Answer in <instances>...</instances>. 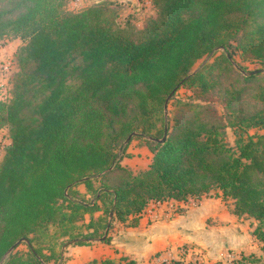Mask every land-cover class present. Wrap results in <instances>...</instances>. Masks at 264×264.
<instances>
[{"label": "trees", "instance_id": "obj_1", "mask_svg": "<svg viewBox=\"0 0 264 264\" xmlns=\"http://www.w3.org/2000/svg\"><path fill=\"white\" fill-rule=\"evenodd\" d=\"M152 3L156 16L139 30L117 24L107 2L73 12L67 0H0V46L21 41L8 96L0 99V129L11 140L0 163V264H58L59 244L108 241L110 221L135 220L150 202L210 193L256 221L251 234L264 253V132H249L264 130V82L254 85L264 72L244 76L227 57L234 61L238 52L264 65V0ZM218 47L212 62L195 69ZM233 75L224 90L227 125L208 121L198 102L176 100L180 88L202 100ZM176 87L167 107L175 101L182 113L175 111L170 128L164 104ZM251 89L260 107L234 108ZM226 126L234 145L224 140ZM132 133L152 153L137 174L118 158ZM21 238L29 244L5 257ZM262 259L241 253L233 264Z\"/></svg>", "mask_w": 264, "mask_h": 264}, {"label": "crops", "instance_id": "obj_2", "mask_svg": "<svg viewBox=\"0 0 264 264\" xmlns=\"http://www.w3.org/2000/svg\"><path fill=\"white\" fill-rule=\"evenodd\" d=\"M146 148L135 150L145 155ZM150 162L151 158L120 159L134 174L147 169ZM77 190L85 200H93L84 185ZM231 208V200L213 193L200 199L150 202L135 220L129 216L124 222L110 221L108 241L69 246V259L63 264H100L107 258H125L134 264H233L241 253L261 255L262 243L251 234L253 219L236 216ZM100 215L99 211L94 217Z\"/></svg>", "mask_w": 264, "mask_h": 264}, {"label": "rangeland", "instance_id": "obj_3", "mask_svg": "<svg viewBox=\"0 0 264 264\" xmlns=\"http://www.w3.org/2000/svg\"><path fill=\"white\" fill-rule=\"evenodd\" d=\"M102 2L110 3L111 7L115 9L117 14V24H124L126 21H128L130 25L139 30H141L144 25H146L150 18L155 17L157 13V8L152 3V0H67V8L73 12H80L94 4ZM20 45V39L8 38L0 46V99H4L8 96V91L11 87L10 78L12 74L17 71L16 52ZM219 51L199 60L195 66V69L200 68L206 63L212 62L214 56L220 54ZM233 65L238 68L240 74H244L243 71L245 70L247 72L253 70H262V73L264 72V65L254 61L243 60L240 53L238 52H235ZM235 77L236 75H233L230 78H221L222 81L218 87L219 89L217 88L215 91L206 93L202 100H196L193 98L192 91L188 88H180L176 92V100H181L183 102H198L206 107L205 116L209 119L208 121L219 123L221 120L222 124L227 125L225 116L230 109L229 106H227L228 97L224 90L229 87V81H232ZM254 82V85L264 82V77H260ZM253 93L254 90L252 89L247 93H244L240 101L235 103L234 108H240L244 111L246 110V112H251L254 109H258L260 106L258 102L254 100L252 96ZM167 108L169 127L171 128L173 126V117L175 115V111L177 110L178 115H181L182 111L179 110V108H176L175 101H171ZM183 114H187L185 110L183 111ZM224 132V140L228 144L234 145L235 135L233 134V129L226 126L224 128ZM249 132L250 134L262 133L264 130L251 129ZM134 136L135 134L132 137ZM10 142L11 140L9 138L7 128L0 129V163L4 157L5 149L7 145L10 144ZM123 145H125V141H123ZM126 146L127 148L125 149V152L119 153L118 158H152V153L148 148H146L147 151L145 155L135 150L140 146H145L144 141L140 138H131L130 142H128ZM247 217L245 216V218ZM255 223V220L251 222L252 228L256 226ZM57 242L60 243L61 240ZM59 245L56 247V251L60 252L61 257L59 261L61 260L60 264H63L69 259L68 247L73 246V244L65 243L61 246V248ZM21 249L26 248L25 246H21ZM259 256H261V258H263L262 260H264V253H261Z\"/></svg>", "mask_w": 264, "mask_h": 264}, {"label": "water", "instance_id": "obj_4", "mask_svg": "<svg viewBox=\"0 0 264 264\" xmlns=\"http://www.w3.org/2000/svg\"><path fill=\"white\" fill-rule=\"evenodd\" d=\"M219 50H223V47H218L217 49H215L211 54H214L215 52H217V51H219ZM210 54V55H211ZM227 57L230 59V61L233 63V59L229 56V55H227ZM258 72H260V70L259 71H252V72H243L244 73V75H246V76H249V75H253V74H256V73H258ZM193 74V73H192ZM191 74V75H192ZM190 77V76H189ZM185 80V79H184ZM178 87H176L169 95H168V97H167V99H166V101H165V104H164V106H165V115L167 114V104H168V101H169V99L171 98V96L174 94V92H175V90L177 89ZM164 132H165V134H166V132H167V126H165V129H164ZM135 133H132V134H130L128 137H127V139L125 140V145L124 146H126L127 144H128V142H130V140H131V138H132V136L134 135ZM164 134V135H165ZM165 140V137L163 136V138L161 139V140H158L159 142H163ZM112 215V214H111ZM22 243H26V244H29V241L26 239V238H21L19 241H17L9 250H8V252L6 253V255H5V257L8 255V254H10L17 246H19L20 244H22ZM61 263V260L58 262V264H60Z\"/></svg>", "mask_w": 264, "mask_h": 264}]
</instances>
